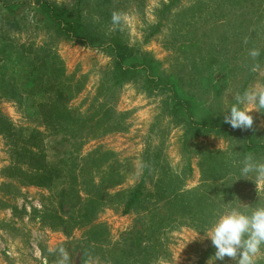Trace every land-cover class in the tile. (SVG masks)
<instances>
[{"label":"rangeland","instance_id":"1","mask_svg":"<svg viewBox=\"0 0 264 264\" xmlns=\"http://www.w3.org/2000/svg\"><path fill=\"white\" fill-rule=\"evenodd\" d=\"M105 1L0 0L1 116L28 138L49 132L51 117L65 111L57 92L68 97L64 107L73 117L78 110L87 129L100 122L99 132L82 141L85 164L90 169L100 160L92 172L108 182L106 192L118 184L108 197L82 191L74 203L61 197L64 180L28 183L29 162L0 124V264H56L60 247L69 264L89 257L96 264H208L216 249L204 237L218 217L264 205L255 174L241 176L243 140L216 130L231 127L223 118L236 93L264 84V0ZM38 2L79 12L82 27L73 28L79 40L61 36ZM114 11L127 19L113 25ZM118 43L127 52L126 68L137 67L133 78L118 77ZM254 48L260 50L255 61ZM257 62L261 69L252 72ZM148 75L159 83L148 84ZM250 114L249 131L264 143V113ZM192 118L203 127L192 128ZM141 177L151 204L124 214ZM200 186L188 200L194 216H180V191ZM90 198L95 204L84 202ZM169 201L177 220L164 225ZM215 264L235 262L226 257Z\"/></svg>","mask_w":264,"mask_h":264},{"label":"trees","instance_id":"2","mask_svg":"<svg viewBox=\"0 0 264 264\" xmlns=\"http://www.w3.org/2000/svg\"><path fill=\"white\" fill-rule=\"evenodd\" d=\"M43 6L45 7V9ZM38 8H40L41 10H47V21L50 23L52 22L54 26L56 25L57 32L60 33L61 36H69L71 39L79 40L80 37L75 35V32L73 31L75 28L80 29L82 27L81 16L79 12L72 13L67 9H60L52 6L49 3L41 2H38ZM60 23H62V26L59 28L58 26L60 25ZM81 40L82 42H86L85 39ZM122 47L123 46L118 43L113 45V50L116 52L115 61L116 66L119 69L118 77L121 80H126L135 76V70L137 69V67L132 68L135 69L133 70L134 73H132V71L130 72L129 68H126L125 59L127 57V52L125 51V48ZM43 64L44 61H42V65ZM145 70L146 72H148L147 68H145ZM148 77V84L155 86L159 83V80L157 78H151L149 75ZM245 86H247V84ZM58 88L59 87H57V89ZM57 94H59L57 102H59L60 104L62 103L61 105L65 109V111L62 113H55L51 117L49 122V132L35 130L31 134H29L28 138H24L22 136L23 131L15 130L12 124L8 123L0 114V124H2L1 130L6 137H10L12 139L15 138V141L12 140V142L14 143V146L17 147V150H19V152H17L18 157L24 158L25 161L29 162L28 171L30 172V174H28V177L31 179L28 180V183L36 186H47L48 181L53 183V181L64 180L65 182H67V184L61 191V197L65 196L70 201H74V203H80L82 201V191H84L85 193L87 192L90 196L98 193V197H100L101 199H103L104 197H108L111 188L117 187L118 184L113 185V187L109 188L106 192L105 190L106 187H108V182L106 180L104 182H98L97 178L93 175L92 172V170H96V167L98 166L100 160H94L89 169L88 164H85L87 159L89 158L87 155L83 156L82 153V148L86 144L82 141H85L86 138L92 137L97 132H99L97 125H99L100 122L95 123V127L87 129L85 125H89L88 123L90 122L83 119V117H76L77 115H80L78 110H72V113L75 116L73 117L71 111L68 110V108L64 107V105H66L64 101H67L68 97H66L67 99H65L59 92H57ZM176 102L179 104L178 101ZM182 107H184V110L189 111V102L180 99V108ZM178 108L179 107H175L176 110ZM191 120L192 128L203 127V125L197 123L193 118ZM69 124L71 126H69ZM60 127L62 131L60 130ZM86 129L88 131H86ZM216 130L218 133L221 132L225 134H235L240 139H242L243 149L245 152L244 155L249 153L260 156L264 155V143H257L253 139V136L249 130L233 129L232 127L228 128L223 123L220 124L218 126V129ZM21 145L24 146L22 149H20ZM17 171L21 172L20 170ZM145 174L146 173H144V175ZM32 178L35 181H33ZM110 181L114 180L111 179ZM116 181L117 179L115 180V182ZM121 184H119V186ZM100 185L104 187H101ZM201 187L203 186H200L198 190L180 191V210H176L180 211V216H194V208L193 206H191L192 203L188 204V200L189 197L197 195L200 192ZM102 189L104 190L102 191ZM148 195L149 193L147 190L145 179L141 177L138 185H136L134 189L129 190L124 214H129L131 210H135L138 207L146 204L148 202ZM90 199L91 200L86 199V201L84 202H87L88 204H95L93 202L96 200L93 198ZM148 203L151 204V201H149ZM152 204V206H155L156 209L157 207H165L156 202ZM167 204H170L173 207H171V209H169L167 213L163 215L162 220L165 221L164 225L176 224L177 215L175 214V210H173L176 204L171 201H169ZM197 208V211L200 210L199 207ZM200 212L201 211H199L198 213ZM143 219L145 220V216L143 217Z\"/></svg>","mask_w":264,"mask_h":264},{"label":"clouds","instance_id":"3","mask_svg":"<svg viewBox=\"0 0 264 264\" xmlns=\"http://www.w3.org/2000/svg\"><path fill=\"white\" fill-rule=\"evenodd\" d=\"M127 19L126 15L114 11L111 16L113 25H119ZM245 43L247 41L245 40ZM249 56L255 61L260 56L259 49L249 50ZM261 65L255 63L251 71L259 72ZM264 75V72L261 73ZM232 99L229 110L224 114L223 122L229 124L233 129H253L252 112L264 113V84H256L246 89L243 93H236ZM241 176L248 177L255 174L254 183L256 191H264V161H257L251 153L246 154L242 161ZM247 180V179H246ZM245 207H250L245 205ZM197 238V237H196ZM195 238V239H196ZM216 251L210 257L208 264L215 261H223L226 257L235 264H257V257L264 255V205L251 207L249 213H243L236 208L221 214L209 229L207 236ZM59 259L56 264H69L70 256L64 247L58 250ZM86 264H96L89 257ZM158 264H165L158 261Z\"/></svg>","mask_w":264,"mask_h":264}]
</instances>
